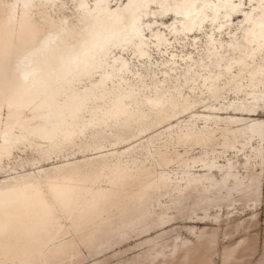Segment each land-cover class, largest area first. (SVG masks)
I'll return each mask as SVG.
<instances>
[{
    "label": "bare ground",
    "instance_id": "6f19581e",
    "mask_svg": "<svg viewBox=\"0 0 264 264\" xmlns=\"http://www.w3.org/2000/svg\"><path fill=\"white\" fill-rule=\"evenodd\" d=\"M200 33L195 61L187 44ZM231 89L245 94L223 102ZM262 111L264 0H0V264H72L82 245L146 233L169 220L156 213L162 195L180 192L166 212L194 190L195 213L256 192L259 173L239 175L213 146L198 159L177 147L212 145L221 129L223 154L238 141L261 158L264 120L251 117ZM176 239L139 243L150 248L130 264H169L181 250L189 262L193 247Z\"/></svg>",
    "mask_w": 264,
    "mask_h": 264
},
{
    "label": "rangeland",
    "instance_id": "374dc122",
    "mask_svg": "<svg viewBox=\"0 0 264 264\" xmlns=\"http://www.w3.org/2000/svg\"><path fill=\"white\" fill-rule=\"evenodd\" d=\"M243 8L248 9L249 5H244ZM240 18L241 17H235L233 22H231V27H235ZM208 29L209 27L205 30ZM223 33V37L226 35L229 36V32L227 33V31H224ZM201 38H203V33L198 35V45L192 46L189 43L187 44V46L189 45V48L194 51L193 56L195 61H199V59L204 56ZM189 40L190 38L187 39V42H189ZM180 46L181 45H179L178 48L179 50L184 48V46L183 48ZM224 80L226 79L220 80L222 86L225 85ZM203 91L204 93L202 94L199 90L192 91L187 89L185 96L189 101L197 98L200 99L202 97L208 101L210 99L209 93L205 90ZM244 94V90L236 91V93H234L232 89L223 90L222 96L226 98L222 97L221 100L227 102L234 99L236 95L243 97ZM211 101L212 103H218V101ZM201 105H203V103H199L195 107L196 111L200 110L201 112L203 110ZM230 111L236 112L232 109H230ZM186 114V112H182L180 114V119H188ZM227 114H223L222 116H227ZM251 118L264 120V111L259 112V115L252 116ZM166 123L168 124V122H165L157 126V128H153L148 133H163L164 128H166L165 126H167ZM202 127L203 125L199 120L196 124V128L199 130ZM221 131L222 130L220 129V131H218L211 139L213 141L212 145L203 146V143H196L189 148L186 145L179 146L177 147V150L183 153L184 150L189 149L187 153L184 152V158L198 159L203 156L205 152L211 154L213 146L221 155L217 159L218 162L228 165L231 161L233 163L232 170L239 175L246 176L253 172L259 173L260 188L256 190V192L251 194L243 192L236 193L234 191H231L233 193L225 192L219 198L211 197L208 201V205L205 206L206 210L198 209L196 211L197 213H193L195 205L194 200H196L194 199V190L189 192L185 191V196L183 195L182 200L177 204V209H169L166 212L160 211V208L162 210L165 205H171L172 200H176V197L180 192L175 195H162L160 196L159 201L155 202L157 203L155 208L157 209L156 213L159 214L160 212L158 218L166 217L167 220L169 219L164 223L165 225L163 224L160 227H156L155 229H151L150 231L139 235H134V232L132 231L127 232L119 237V240L117 242L115 241L112 246H109L112 240H105L92 248H86L82 245L80 256L72 264H130L137 256L144 255V253L150 248L149 243L142 245H139V243L148 239H155L170 244L175 238H177V242L188 240V247H193V251L190 253L189 262H186L185 264H264V138L258 151L261 158L254 159L252 157L255 147H252L251 144L243 148L242 144L238 141L235 142V148H231L226 154H223L225 149L220 143H222L224 135L220 133ZM235 134L238 133L231 131L228 133L227 139L235 136ZM160 136H162L161 138L164 137L163 134ZM23 155H25V153H23ZM80 158L83 157L80 156ZM7 161L12 162V160ZM54 164L56 163L49 161L46 163L45 167H52ZM167 167L172 170L174 165L171 163ZM19 169H23L22 172L37 170L35 166L28 163H25L24 168L23 166H19ZM159 169L160 167L154 166V173ZM213 175L217 178L220 177V173L216 170L213 172ZM152 193L155 195V192ZM152 193L151 196H153ZM149 201L150 200L148 199L147 203L150 206ZM133 206L134 207L130 208L131 211L129 212H135V209L139 208L142 209L141 206L143 205L138 207L135 205ZM171 216L173 218H170ZM138 219L139 217L135 218L134 222ZM206 240H212V242L208 241L203 243ZM172 247L173 246L170 245L167 248L168 254L174 252L175 249ZM234 247V253L231 257L225 259L224 256L226 252ZM182 254L181 250L176 255L175 260L170 261L169 264H178L180 262L179 257Z\"/></svg>",
    "mask_w": 264,
    "mask_h": 264
}]
</instances>
